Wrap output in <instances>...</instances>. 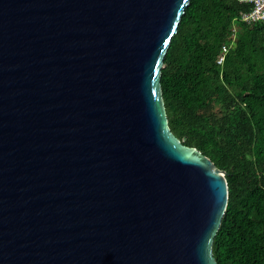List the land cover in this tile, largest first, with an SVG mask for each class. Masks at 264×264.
<instances>
[{"label": "water", "instance_id": "water-1", "mask_svg": "<svg viewBox=\"0 0 264 264\" xmlns=\"http://www.w3.org/2000/svg\"><path fill=\"white\" fill-rule=\"evenodd\" d=\"M189 0H0V264H218L225 172L171 131Z\"/></svg>", "mask_w": 264, "mask_h": 264}, {"label": "trees", "instance_id": "trees-1", "mask_svg": "<svg viewBox=\"0 0 264 264\" xmlns=\"http://www.w3.org/2000/svg\"><path fill=\"white\" fill-rule=\"evenodd\" d=\"M251 3L189 0L164 56L160 85L173 134L225 172L228 203L214 237L218 264H264V20L236 22Z\"/></svg>", "mask_w": 264, "mask_h": 264}, {"label": "built area", "instance_id": "built-area-1", "mask_svg": "<svg viewBox=\"0 0 264 264\" xmlns=\"http://www.w3.org/2000/svg\"><path fill=\"white\" fill-rule=\"evenodd\" d=\"M240 2H249L251 3V8L247 12L241 13L239 17H234L231 21V26L229 30V40L224 43L221 47V52L218 55L216 62L222 67L224 62V57L228 52L229 48L235 41L236 37V22L238 20L253 23L257 21L264 20V0H239Z\"/></svg>", "mask_w": 264, "mask_h": 264}]
</instances>
